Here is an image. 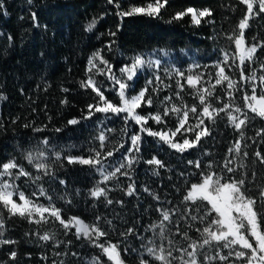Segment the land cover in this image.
Instances as JSON below:
<instances>
[{
	"label": "trees",
	"instance_id": "trees-1",
	"mask_svg": "<svg viewBox=\"0 0 264 264\" xmlns=\"http://www.w3.org/2000/svg\"><path fill=\"white\" fill-rule=\"evenodd\" d=\"M3 2L4 10L0 11V97H3L0 99V163L15 158L25 170L33 175H42L37 173L25 157L28 153L35 157L38 152L44 151L46 157L43 162L55 173L54 176H44L36 183H32L28 177L15 181L19 189L31 199L43 205L54 203L62 210L64 218L78 216L92 224L97 222V216L101 217L99 225L109 233L107 239L120 243L122 250L125 246L138 250L122 251L126 264H139L140 258L150 260V264H159L146 251L148 247H159L161 244L166 249L169 248L167 240L161 239L160 229H150V225L157 224L160 220L157 208L175 210L171 222H165V235L174 241L172 247H186L188 244L181 235L176 234L177 226L181 233L186 231L193 239L200 240V234L195 229L203 228L204 224L199 219L192 221L191 216L202 215L203 209L198 213V205L182 203L190 184L199 181V173L215 171L227 180L233 177L239 179L247 171L249 183H246V189L253 184H264V165L253 155L255 151H261L264 155V138L256 135L259 129L264 128V120L259 117L251 119L244 127L245 138L241 141L242 151L239 157L228 152L240 140V134L229 124L224 113L217 117L214 124L205 121L210 127L211 135L202 138L196 148L185 153L171 149L158 138L149 137L146 133H141V151L128 153L126 149L131 147L130 136L139 132L140 125L131 119L125 121V114L117 116L94 112L90 118H85L88 115V105L96 104L98 97L91 88H83L80 83L91 76L108 99L113 103L118 102V86L114 87L113 81L108 78L107 66L97 59L94 62L96 67L91 72L88 71L91 67L89 59L94 52L100 50L103 59L112 66V73L122 79L120 68L130 63V58L136 54L161 61L159 69L145 67L129 82L131 87L127 90L128 95H135L148 87L146 95L152 96V107L142 105L137 110L141 115L162 112L165 105L161 101L165 96H171L172 102L177 105L181 103L175 96V92L179 91L176 87V80L179 78L172 71L174 68L187 75L191 66L199 65L193 70L204 74L203 86L211 90L217 71L214 65L223 59L224 52L228 53L231 64L235 44L227 37L234 31L238 32L239 20L246 13V5L240 3V0H168L157 17L134 15L123 18L116 14L118 9L115 3L120 4V10L126 11L131 6H143L150 0H114L112 4L108 0ZM189 7L197 10L211 9L212 16L202 18L199 25L192 22L190 15L180 20L173 19L176 13ZM32 13L37 14L39 27L35 26ZM93 20L96 21L95 27L88 31L87 26ZM249 24L250 27L245 30L246 42L264 43V14L254 17ZM110 31L116 32V35H108ZM113 40L115 43L109 48L108 45ZM262 62L264 48L258 49L253 62H246L245 74L250 75L252 71L257 75L264 74L260 68ZM166 69L170 75L166 74ZM226 72L234 80H240L239 70L234 65L226 68ZM154 74L161 77L163 84H148V81L154 80ZM157 86L162 90L152 92L151 89ZM245 91L250 94L251 88L240 81V91L234 92L231 102L247 112L242 98ZM191 93L192 89L185 85L181 92L183 102L188 105L198 104ZM226 93V83L216 86L214 95L210 98L215 107H221L223 102L229 101ZM216 96L221 99L216 100ZM64 100L68 103H62ZM248 115L252 117L254 114L248 112ZM70 119H77L79 123L69 125L67 122ZM165 119L167 128L176 126L175 116ZM195 122L194 117L190 118L189 123ZM147 126L153 130L164 127L152 120L148 121ZM37 128L42 130L35 131ZM101 133L106 137L103 147L98 139ZM186 135L193 138V134ZM45 139L48 145L43 143ZM93 150L102 153L103 174L89 165L69 164L65 159L69 155L87 158L94 155ZM108 151H112L113 156L104 160V154ZM244 151L248 152L246 158L243 156ZM54 153L61 154L59 160ZM128 155L138 156L131 169L121 170L128 171L129 175L117 173L105 182L103 175L113 172L121 163H126L125 157ZM153 157L161 160L165 167L157 169L146 163ZM226 157L233 160L230 166L236 168V172L228 173L224 170ZM189 160H200L201 168L188 164ZM209 164L212 165L211 169L207 167ZM240 164L247 167L240 168ZM157 171L159 175L155 174ZM253 171L256 173L254 182ZM61 180L64 181L63 184L60 183ZM129 184H134L136 188L131 196L126 194ZM96 186L107 190V198L113 201L112 204H107L104 197L97 199L90 196L89 190ZM41 187L52 197L51 201L47 196L39 194ZM145 188L149 191H144ZM33 192L37 195L32 196ZM150 193L158 195L160 199H154ZM249 195H255V192H250ZM69 200L71 203L67 202ZM118 201L121 203H117ZM0 219L4 221V228L0 230L4 233L2 238L17 242L0 245V264H92L93 257L101 256L99 248L91 246L84 239L78 240L73 235L74 228L65 235L59 221L51 217H48L47 223L37 225L19 216H10L0 206ZM107 221L112 222L111 226ZM189 224L192 227H188ZM129 227H134L141 239L134 236L125 239L120 236ZM44 233H54L55 239L40 240L39 235ZM56 241L61 242L59 247H55ZM234 250L239 249L237 247ZM11 251L17 253L15 260L10 259ZM229 251L230 249L220 248L213 243L204 246L199 258L203 261L205 254L215 256L220 252L221 255H226ZM57 252L61 255H56ZM173 255L179 256L180 253L174 251ZM102 259L108 264L106 257ZM172 264L180 262L173 260ZM209 264L225 262L217 259ZM227 264L243 262L232 256Z\"/></svg>",
	"mask_w": 264,
	"mask_h": 264
},
{
	"label": "snow or ice",
	"instance_id": "snow-or-ice-1",
	"mask_svg": "<svg viewBox=\"0 0 264 264\" xmlns=\"http://www.w3.org/2000/svg\"><path fill=\"white\" fill-rule=\"evenodd\" d=\"M32 0H29L31 3ZM109 4L114 3V0H108ZM168 0H150L143 6H131L129 10H120L119 3H115V7L118 9L117 15L121 18L134 15H146L150 17H157L160 15L161 10L167 5ZM240 3L246 5V13L239 20L237 25L238 32L234 31L232 35H228L227 39L235 44V51L231 57V64L229 63L230 57L227 52H224V57L221 61H218L214 67L217 69L215 72V84L211 85V90L208 87H204V74L195 73L194 68L199 65H193L188 69L186 75L184 71L178 68L172 69L176 76L179 78L176 80V87L179 91L175 92V96L181 101L179 105L172 102L171 96H165L161 101L164 104L162 112L150 113L147 116L138 113V109L142 105L152 107V96L146 95L149 91L148 87L141 89L135 95H128L127 90L131 87L130 83L133 81L140 70L145 67L159 69L161 61L159 59L153 60L146 58L142 54H136L130 58V63L120 68L121 76L117 77L112 73V66L107 60H104L101 56V51L97 50L93 53L89 59L88 64L91 66L88 71L91 72L93 67H96L95 60L99 59L100 62L107 66L109 73L108 78L113 81V86H118V102L113 103L108 99L104 91L101 90L97 82L89 76L86 81H81V87L91 88L92 91L98 97L96 104L88 105V115L85 118H90L94 112L104 114H114L119 116L125 114V121L131 119L137 125H140L139 132L130 136L131 147L126 149L128 153H139L141 151V144L143 137L141 133H146L147 136L158 138L159 141L167 144L171 149H175L179 153H185L190 149L196 148L202 138L210 136L211 130L205 121H209L212 124L216 122L217 117L221 113H224L231 126L240 134V140H237L232 147L228 149L229 153H234L235 157H239L242 151L241 141L244 140V127L250 122L251 119L259 117L264 120V74L257 75L255 71H252L250 75L245 74L246 62H253L256 58L258 49L264 48V43H252L248 44L245 39V30L250 27L249 21L254 17H258L264 14V0H240ZM4 10V2L0 0V11ZM6 15L7 12L5 11ZM190 15L193 23L199 25L201 19L212 16V10L205 8L203 10H197L192 7L186 10L180 11L173 16L174 20H180L184 16ZM32 20L35 26L39 27L37 23L38 17L36 13H32ZM171 22V21H170ZM96 21L93 20L88 24L87 30L91 31L95 27ZM46 27V26H45ZM110 36H115L116 32L110 31ZM11 39V37H9ZM255 39V38H253ZM115 43L113 40L108 45L111 48V44ZM238 61V63H237ZM235 66L239 70L240 80H234L226 68ZM262 72H264V62L260 64ZM101 74L103 71L100 70ZM167 75H170L169 71L165 70ZM183 80V83L181 82ZM240 81H244L251 88V93L247 91L243 94L244 108L248 111L245 112L240 106L234 105L231 101L234 99V92L240 91ZM159 82L163 84L161 77L158 74H154V80L148 81L149 85ZM258 82V83H257ZM209 83L211 81L209 80ZM227 85V95L229 97L228 102H223L221 107H215L210 98L213 97L214 91L217 85ZM185 85L192 89V95L198 100V104L194 103L188 105L183 102L181 92L184 91ZM165 87H169L165 85ZM259 88V91L257 90ZM152 92H159L158 86L153 87ZM68 91V89H64ZM3 97H0L2 99ZM216 100H220L221 97L216 96ZM62 103H68L67 100ZM248 112L254 114L249 117ZM239 114V115H237ZM169 116L176 117V126L174 128L166 127V119ZM195 118V123H189L190 118ZM242 117V118H241ZM152 120L158 125H164L160 130H153L148 127V121ZM69 125H76L79 123L77 119H70L67 122ZM28 127V125H25ZM42 129H35V131H41ZM60 131V129H57ZM193 134V138H189L186 134ZM179 135V138H178ZM257 136L264 138V128H261L256 133ZM101 141V147L106 137L101 133L98 137ZM45 145H48L47 139L43 141ZM123 147V145H121ZM94 151V155L87 158L80 156H66L65 159L69 164L78 163L81 165H89L96 168L98 171H102V153L100 151ZM56 159L61 157L60 153H54ZM256 160L260 164L264 165V155L261 151H255L253 154ZM113 152L108 151L104 154V160L108 157H112ZM243 156L248 157V152L244 151ZM46 157L44 151H40L34 157L32 153H28L25 159L32 165L37 173L42 175H33L32 172L25 170L23 165L19 164L15 158L8 160L7 162L0 163V206L5 209L10 216H19L26 219L29 223H35L37 225L48 222V217L59 221V224L65 230V235L71 230L75 229L73 235L79 240L84 239L88 243L96 248L100 249L101 256L93 257L92 264H105L102 257L107 258L108 264H126L125 259L122 256L123 252L138 251L125 246L121 249L120 243H113L107 239L109 233L102 229L99 225L101 217H96V223H86L78 216H72L64 218L62 216V210L57 208L54 203H49L47 206L38 203L30 196L26 195L24 191L19 189V186L15 184L16 180L21 177H28L32 183H36L43 179L44 176H54L55 173L50 170L47 163L43 162ZM126 163H121L119 167L115 168L113 172L103 175V180L106 182L109 179L116 176L117 173L128 176V171L121 172L122 169H131L134 163L137 162L138 156L128 155L125 157ZM150 165H154L157 169L164 168V163L153 157L146 161ZM233 163L232 159L225 158L224 170L228 173H234L236 168L231 167ZM188 164L193 165L197 169L201 168L200 160H189ZM211 169L212 165H207ZM240 168H246L245 164H240ZM159 175V172H155ZM183 175V173L181 174ZM247 171L241 174V178H229L225 180L223 175L217 174L215 171H209L207 173H199L200 179L198 182L191 183L187 189L186 194L183 196L182 203L191 202L194 205H198L196 211L199 213L203 209V214L199 216H191L192 221L199 219L204 224L203 228L197 227L195 231L200 234V240L193 239L189 236L188 232H180L179 226H177L176 234L181 235L182 238L188 241L186 247L174 248L172 245L174 241L169 239L165 235L166 224L165 222H171L172 216L175 212L174 209L157 208L160 214V220L157 224L150 225V229H160V236L162 240H167L169 248L166 249L163 244L159 247H148L146 249L147 254L159 264H172L173 260H179L180 264H209L212 260H219L225 262L229 260V257L235 256L237 261H242L243 264H264V184H253V186L246 189ZM256 173L252 172L253 182L255 180ZM7 177V179H5ZM64 183L63 180L60 181ZM136 188L134 184H129L126 190V194L131 196L135 193ZM144 191L148 192L147 188ZM250 192H255V195H249ZM90 196L99 199L104 197L107 204H112L113 201L107 198V190L105 188L96 186L89 190ZM39 194L47 196L49 201L52 200L51 196L47 195V192L41 187ZM78 194V193H77ZM32 196H36L37 193L33 192ZM153 198L159 200V196L153 193ZM63 199V197H61ZM71 203V201H67ZM121 203V202H117ZM47 214V216H46ZM111 226L112 222L107 221ZM188 227H192L191 224ZM4 228V221L0 219V230ZM3 231H0V245H9L17 243L14 240L4 239ZM120 236L127 239L128 236H134L137 239H141L134 227H129L124 232L120 233ZM39 239L43 241H50L55 239V234L44 233L39 235ZM60 241H56L55 247H59ZM70 244L71 241H68ZM215 243L220 248L230 249L226 255H221L217 252L215 256H209L205 254L203 261H201L200 252L204 246L212 245ZM143 247V245H142ZM238 247L239 250H234ZM179 252V256H174L173 252ZM67 255V253H63ZM56 255H61L57 252ZM72 255H77L72 253ZM10 259L15 260L17 253L11 251L9 253ZM187 257V258H185ZM55 264V262H54ZM62 264V262H61ZM139 264H150V260L140 258Z\"/></svg>",
	"mask_w": 264,
	"mask_h": 264
},
{
	"label": "rangeland",
	"instance_id": "rangeland-1",
	"mask_svg": "<svg viewBox=\"0 0 264 264\" xmlns=\"http://www.w3.org/2000/svg\"><path fill=\"white\" fill-rule=\"evenodd\" d=\"M45 206H47V205H45Z\"/></svg>",
	"mask_w": 264,
	"mask_h": 264
}]
</instances>
